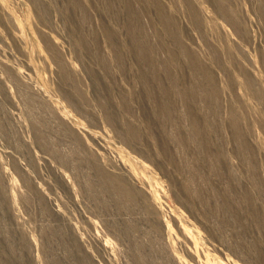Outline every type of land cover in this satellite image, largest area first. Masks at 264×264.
Listing matches in <instances>:
<instances>
[{
    "label": "rangeland",
    "instance_id": "obj_1",
    "mask_svg": "<svg viewBox=\"0 0 264 264\" xmlns=\"http://www.w3.org/2000/svg\"><path fill=\"white\" fill-rule=\"evenodd\" d=\"M0 264H264V0H0Z\"/></svg>",
    "mask_w": 264,
    "mask_h": 264
}]
</instances>
